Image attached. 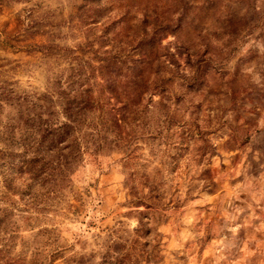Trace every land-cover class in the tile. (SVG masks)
I'll return each mask as SVG.
<instances>
[{
  "label": "clouds",
  "instance_id": "1",
  "mask_svg": "<svg viewBox=\"0 0 264 264\" xmlns=\"http://www.w3.org/2000/svg\"><path fill=\"white\" fill-rule=\"evenodd\" d=\"M0 264H264V0H0Z\"/></svg>",
  "mask_w": 264,
  "mask_h": 264
}]
</instances>
